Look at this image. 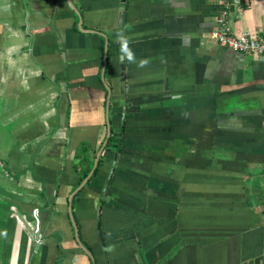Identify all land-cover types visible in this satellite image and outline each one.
I'll return each mask as SVG.
<instances>
[{
    "label": "crops",
    "instance_id": "1",
    "mask_svg": "<svg viewBox=\"0 0 264 264\" xmlns=\"http://www.w3.org/2000/svg\"><path fill=\"white\" fill-rule=\"evenodd\" d=\"M232 1L0 0V264H264V56L212 38L264 0Z\"/></svg>",
    "mask_w": 264,
    "mask_h": 264
},
{
    "label": "built area",
    "instance_id": "2",
    "mask_svg": "<svg viewBox=\"0 0 264 264\" xmlns=\"http://www.w3.org/2000/svg\"><path fill=\"white\" fill-rule=\"evenodd\" d=\"M234 8L236 14L242 16L247 8V0H233L229 9ZM212 38L221 46L234 52L250 55L264 56V36L251 32H243L240 35L233 34L230 24L225 17L218 20V27L212 32ZM41 211L36 208L33 212L35 219V240L39 246L44 244L42 235Z\"/></svg>",
    "mask_w": 264,
    "mask_h": 264
},
{
    "label": "water",
    "instance_id": "3",
    "mask_svg": "<svg viewBox=\"0 0 264 264\" xmlns=\"http://www.w3.org/2000/svg\"><path fill=\"white\" fill-rule=\"evenodd\" d=\"M93 32V31H92ZM96 33H98V34H101L102 36H104L105 38H107L106 37V35L105 34H103V33H101V32H96ZM106 44H107V46H106V48L108 47V42H106ZM108 101H110V97H109V100ZM108 125H109V131H108V139H109V137L111 136V128H110V124L108 123ZM108 139H107V141H108ZM107 141L105 142V144H104V146L103 147H105L106 146V144H107ZM101 153H102V150H101V152H99V154H98V158H97V160H96V162H95V164H94V167H93V169H92V171H91V173L88 175V177L86 178V180L82 183V185L80 186V188H82L84 185H85V183L88 181V179L93 175V173L95 172V170H96V168H97V166H98V161H99V158H100V156H101ZM70 215H71V220H72V223H73V225H74V228H75V236H76V239H77V242H78V244L80 245V247L91 257V259H92V261L94 262L95 261V259H94V256H93V254L82 244V242H81V240H80V237H79V232H78V228H77V225H76V223H75V220H74V217H73V213H72V204H70Z\"/></svg>",
    "mask_w": 264,
    "mask_h": 264
},
{
    "label": "trees",
    "instance_id": "4",
    "mask_svg": "<svg viewBox=\"0 0 264 264\" xmlns=\"http://www.w3.org/2000/svg\"><path fill=\"white\" fill-rule=\"evenodd\" d=\"M86 177V175H84Z\"/></svg>",
    "mask_w": 264,
    "mask_h": 264
}]
</instances>
